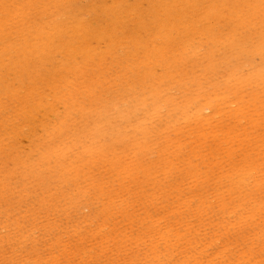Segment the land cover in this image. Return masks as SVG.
<instances>
[{
    "label": "rangeland",
    "instance_id": "rangeland-1",
    "mask_svg": "<svg viewBox=\"0 0 264 264\" xmlns=\"http://www.w3.org/2000/svg\"><path fill=\"white\" fill-rule=\"evenodd\" d=\"M114 1L0 0V264H264V0Z\"/></svg>",
    "mask_w": 264,
    "mask_h": 264
},
{
    "label": "bare ground",
    "instance_id": "bare-ground-1",
    "mask_svg": "<svg viewBox=\"0 0 264 264\" xmlns=\"http://www.w3.org/2000/svg\"><path fill=\"white\" fill-rule=\"evenodd\" d=\"M34 1H35V0H34ZM42 1H43V0H42ZM62 1H63V0H62ZM68 1H69V0H68ZM109 1H110V0H109ZM113 1H114V0H113ZM126 1H128V0H126ZM126 1H125V2H126ZM134 1H135V0H134ZM162 1H163V0H162ZM168 1H169V0H168ZM189 1H190V0H189ZM208 1H209V0H208ZM239 1H240V0H239ZM248 1H249V0H248ZM1 2H2V1H1ZM46 2H47V1H46ZM54 2H55V1H54ZM59 2H60V0H59ZM74 2H75V1H74ZM114 2H115V1H114ZM120 2H121V1H120ZM120 2H119V3H120ZM145 2H146V1H145ZM148 2H149V1H148ZM205 2H206V1H205ZM244 2H245V1H244ZM251 2H252V1H251ZM23 3H24V2H23ZM26 3H27V2H26ZM36 3H37V1H36ZM63 3H64V2H63ZM89 3H90V2H89ZM135 3H136V2H135ZM153 3H154V2H153ZM179 3H180V2H179ZM9 4H10V3H9ZM46 4H47V3H46ZM57 4H58V3H57ZM57 4H56V5H57ZM59 4H61V2H60ZM71 4H72V2H71ZM76 4H77V3H76ZM97 4H98V3H97ZM97 4H96V5H97ZM120 4H121V3H120ZM120 4H119V5H120ZM129 4H130V3H129ZM156 4H157V2H156ZM165 4H166V3H165ZM201 4H202V3H201ZM221 4H223V3H221ZM236 4H237V2H236ZM0 5H1V4H0ZM4 5H5V4H4ZM23 5H24V4H23ZM49 5H50V4H49ZM56 5H53V6H56ZM61 5H62V4H61ZM80 5H81V4H80ZM111 5H112V4H111ZM115 5H116V4H115ZM115 5H114V7H115ZM123 5H124V4H123ZM228 5H229V4H228ZM8 6H9V5H8ZM42 6H43V5H42ZM53 6H52V7H53ZM83 6H84V4H83ZM100 6H101V5H100ZM116 6H117V5H116ZM120 6H121V5H120ZM150 6H151V5H150ZM153 6H154V5H153ZM197 6H198V3H197ZM236 6H237V5H236ZM248 6H249V5H248ZM250 6H251V5H250ZM26 7H27V6H26ZM26 7H25V8H26ZM28 7H29V6H28ZM34 7H35V6H34ZM37 7H38V6H37ZM80 7H81V6H80ZM94 7H95V4H94ZM98 7H99V6H98ZM159 7H160V6H159ZM202 7H203V6H202ZM226 7H227V6H226ZM251 7H252V6H251ZM1 8H2V7H1ZM5 8H7V7H5ZM12 8H13V6H12ZM50 8H51V6H50ZM55 8H56V7H55ZM71 8H72V7H71ZM73 8H75V7H73ZM110 8H111V7H110ZM232 8H233V7H232ZM3 9H4V8H3ZM3 9H2V10H3ZM14 9H15V8H14ZM26 9H27V8H26ZM62 9H63V7H62ZM82 9H83V8H82ZM88 9H89V8H88ZM100 9H101V8H100ZM104 9H105V8H104ZM208 9H209V8H208ZM227 9H229V8H227ZM241 9H242V7H241ZM4 10H6V9H4ZM8 10H9V8H8ZM10 10H11V7H10ZM52 10H53V9H52ZM69 10H70V9H69ZM77 10H78V9H77ZM111 10H112V8H111ZM161 10H162V8H161ZM166 10H167V9H166ZM172 10H173V9H172ZM176 10H178V9H176ZM225 10H226V9H225ZM247 10H249V9H247ZM0 11H1V10H0ZM11 11H12V10H11ZM22 11H23V10H22ZM32 11H34V10H32ZM45 11H46V10H45ZM55 11H58V9L55 10ZM61 11H62V10H61ZM78 11H79V10H78ZM85 11H86V10H85ZM91 11H92V10H91ZM146 11H147V10H146ZM162 11L164 12V9H163ZM169 11H170V10H169ZM223 11H224V10H223ZM239 11H240V10H239ZM242 11H243V14H244V10H242ZM43 12H44V11H43ZM47 12H49V11L47 10ZM47 12H46V13H47ZM83 12H84V10H83ZM101 12H102V11H101ZM127 12H128V11H127ZM191 12H194V13H195V11H191ZM201 12H203V11H201ZM213 12H214V11H213ZM213 12H212V13H213ZM246 12H247V11H246ZM69 13H70V12L68 11V14H69ZM146 13H147V12H146ZM215 13H216V12H215ZM99 14H100V13H99ZM139 14H140V13H139ZM154 14H155V13H154ZM156 14H157V13H156ZM158 14H159V13H158ZM204 14H205V13H204ZM208 14H210V12H209ZM225 14H226V12H225ZM263 14H264V13H263ZM16 15H17V14H16ZM18 15H19V14H18ZM48 15H49V14H48ZM66 15H67V14H66ZM70 15H71V14H70ZM72 15H73V13H72ZM80 15H81V14H80ZM88 15H89V14H88ZM132 15H133V14H132ZM143 15H144V14H143ZM166 15H167V14H166ZM180 15H181V14H180ZM180 15H179V16H180ZM194 15H195V14H194ZM231 15H232V14H231ZM257 15H258V14H257ZM8 16H9V15H8ZM8 16H7V18H8ZM11 16H12V15H11ZM43 16H44V15H43ZM60 16H61V15H60ZM138 16H139V15H138ZM147 16H148V15H147ZM187 16H188V14H187ZM187 16H186V17H187ZM204 16H205V15H204ZM57 17H58V16H57ZM61 17H62V16H61ZM132 17H133V16H132ZM149 17H150V16H149ZM224 17H225V16H224ZM257 17H258V16H257ZM2 18H3V17H2ZM77 18H78V17H77ZM91 18H92V17H91ZM124 18H125V16H124ZM126 18H127V17H126ZM3 19H5V18H3ZM12 19H13V18H12ZM62 19H63V18H62ZM137 19H138V18H137ZM180 19H181V18H180ZM237 19H238V18H237ZM252 19H253V18H252ZM259 19H260V18H259ZM7 20H9V19H7ZM41 20H42V19H41ZM70 20H71V19H70ZM100 20H101V19H100ZM100 20H99V21H100ZM117 20H118V19H117ZM126 20H127V19H126ZM44 21H45V20H44ZM47 21H49V20H47ZM51 21H52V19H51ZM128 21H129V20H128ZM173 21H174V20H173ZM183 21H185V20H183ZM232 21H233V20H232ZM235 21H236V20H235ZM259 21H260V20H259ZM27 22H28V20H27ZM57 22H58V21H57ZM60 22H61V18H60ZM69 22H70V21H69ZM80 22H81V21H80ZM80 22H79V23H80ZM82 22H83V21H82ZM123 22H124V21H123ZM138 22H139V21H138ZM228 22H229V21H228ZM230 22H231V21H230ZM241 22H242V21H241ZM244 22H246V21H244ZM11 23H12V21H11ZM37 23H38V22H37ZM54 23H55V22H54ZM66 23H67V22H66ZM87 23H88V22H87ZM105 23H106V22H105ZM172 23H173V22H171V24H172ZM254 23H255V22H254ZM7 24H8V23H7ZM9 24H10V22H9ZM32 24H33V23H32ZM55 24H56V23H55ZM55 24H53V25L57 27V24H56V25H55ZM58 24H60V23H58ZM61 24H62V23H61ZM61 24H60V25H61ZM248 24H249V23H248ZM248 24H247V25H248ZM2 25L4 26L5 24H2ZM12 25H13V23H12ZM51 25H52V24H51ZM53 25H52V26H53ZM70 25H71V24H69V26H70ZM74 25H75V22H74ZM76 25H77V24H76ZM90 25H91V24H90ZM118 25H119V24H118ZM132 25H133V24H132ZM7 26H8V25H7ZM15 26H16V25H15ZM25 26H26V25H25ZM25 26H24V27H25ZM28 26H29V25H28ZM44 26H45V24H44ZM72 26H73V25H72ZM83 26H84V25H83ZM106 26H107V25H106ZM116 26H117V25H116ZM201 26H202V25H201ZM240 26H241V25H240ZM249 26H250V25H249ZM5 27H6V26H5ZM34 27H35V26H34ZM36 27H37V26H36ZM39 27H41V26H39ZM49 27H50V26H49ZM59 27H63V26H59ZM66 27H67V26H66ZM80 27H81V26H80ZM80 27L77 26V27H75V28H78V29H79ZM84 27H85V26H84ZM103 27H104V26H103ZM108 27H109V25H108ZM123 27H124V26H123ZM128 27H129V26H128ZM140 27H141V26H140ZM152 27H153V26H152ZM178 27H179V26H178ZM243 27H244V26H243ZM12 28H13V27H12ZM17 28H18V27H17ZM37 28H38V27H37ZM41 28L43 29V26H42ZM45 28H47V27H45ZM51 28H52V27H51ZM53 28H54V27H53ZM63 28H64V27H63ZM73 28H74V26H73ZM240 28H241V27H240ZM240 28H239V29H240ZM2 29H4V28H2ZM19 29H20V28H19ZM30 29H31V28H30ZM67 29H68V27H67ZM80 29H81V28H80ZM93 29H94V28H93ZM103 29H104V28H103ZM114 29H115V28H114ZM32 30H34V29H32ZM46 30H47V29H46ZM65 30H66V29H65ZM81 30H82V29H81ZM89 30H90V29H89ZM89 30H88V31H89ZM94 30H95V29H94ZM98 30H99V29H98ZM141 30H142V29H141ZM198 30H199V29H198ZM201 30H202V29H201ZM205 30H206V29H205ZM244 30H245V29H244ZM11 31H12V30H11ZM18 31H19V30H18ZM30 31H31V30H30ZM36 31H37V30H36ZM49 31H50V30H49ZM68 31H69V30H68ZM68 31H67V32H68ZM71 31H72V30H71ZM71 31H70V32H71ZM76 31H77V30H76ZM79 31H80V30H79ZM79 31H78V32H79ZM82 31H83V30H82ZM82 31L79 32V33L82 34ZM114 31H116V30H114ZM175 31H176V30H175ZM179 31H180V30H179ZM195 31H197V30H195ZM52 32H53V31H52ZM54 32H55V31H54ZM62 32H64V34H65V31H62ZM74 32H75V31H74ZM84 32H85V31H84ZM121 32H122V31H121ZM154 32H155V31H154ZM212 32H213V29H212ZM10 33H11V32H10ZM31 33H32V32H31ZM45 33H46V32H45ZM55 33H56V32H55ZM60 33H61V32H60ZM88 33H89V32H88ZM90 33H91V32H90ZM96 33H97V32H96ZM106 33H107V32H106ZM147 33H148V32H147ZM237 33H238V32H237ZM240 33H241V32H240ZM249 33L251 34V32H249ZM6 34H7V32H6ZM6 34H5V35H6ZM13 34H14V33H13ZM15 34H17V32H15ZM42 34H43V33H42ZM48 34H50V33L48 32ZM86 34H87V33H86ZM205 34H206V33H205ZM212 34H213V33H212ZM234 34H235V33H234ZM238 34H239V33H238ZM1 35H2V34H1ZM5 35H4V38H6ZM7 35H8V34H7ZM17 35H18V34H17ZM17 35H16V36H17ZM20 35H21V34H20ZM29 35H30V34H29ZM32 35H33V34H32ZM73 35H74V34H73ZM75 35H76V34H75ZM87 35H88V34H87ZM121 35H122V34H121ZM157 35H158V34H157ZM248 35H249V34H248ZM10 36H11V35H10ZM25 36H26V35H25ZM42 36H44V35H42ZM173 36H174V35H173ZM176 36H177V35H176ZM198 36H199V34H198ZM240 36H242V35H240ZM243 36H244V35H243ZM246 36H247V35H246ZM255 36H256V35H255ZM8 37H9V36H8ZM19 37H20V36H19ZM29 37H30V36H29ZM37 37H38V36H37ZM52 37H53V36H52ZM67 37H68V35H67ZM72 37H73V36H72ZM75 37H76V36H75ZM78 37H79V36H78ZM131 37H132V36H131ZM135 37H136V36H135ZM147 37H148V36H147ZM194 37H195V36H194ZM214 37H215V36H214ZM231 37H232V36H231ZM234 37H235V36H234ZM247 37H248V36H247ZM253 37H254V36H253ZM13 38H14V37H13ZM39 38H40V37H39ZM48 38H49V36H48ZM137 38H138V37H137ZM161 38H162V37H161ZM236 38H237V37H236ZM239 38H240V37H239ZM242 38H243V37H242ZM244 38H245V37H244ZM19 39H20V38H19ZM23 39H24V38H23ZM25 39H27V37H26ZM30 39H31V37H30ZM41 39H42V37H41ZM68 39H69V38H68ZM68 39H67V40H68ZM77 39H78V38H77ZM145 39H146V38H145ZM5 40H6V39H5ZM8 40H9V39H8ZM42 40H44V39H42ZM45 40H46V39H45ZM45 40H44V41H45ZM84 40H85V39H84ZM92 40H93V37H92ZM111 40H112V39H111ZM122 40H123V36H122ZM18 41H19V40H18ZM26 41H27V40H26ZM30 41H31V40H30ZM53 41H54V40H53ZM59 41H60V40H59ZM61 41H62V40H61ZM70 41H71V40H70ZM70 41H68V42H70ZM94 41H95V40H94ZM119 41H120V40H119ZM131 41H132V40H131ZM136 41H137V39H136ZM236 41H237V40H235V42H236ZM238 41H239V40H238ZM243 41H244V40H243ZM243 41H242V42H243ZM245 41H246V40H245ZM4 42H5V41H4ZM13 42H14V41H13ZM23 42H24V41H23ZM23 42H22V43H23ZM46 42H47V41H46ZM73 42H74V41L72 40V43H73ZM107 42H108V41H107ZM121 42H122V41H121ZM124 42H125V41H124ZM137 42H138V41H137ZM212 42H213V41H212ZM246 42H247V41H246ZM246 42H245V43H246ZM0 43H1V42H0ZM15 43H17V42H15ZM15 43H14V44H15ZM43 43H44V42H43ZM61 43H62V42H61ZM102 43H103V42H102ZM117 43H118V42H117ZM129 43H130V42H129ZM215 43H216V42H215ZM219 43H220V42H219ZM2 44H3V43H1L0 45H2ZM4 44H6V43H4ZM11 44H12V43H11ZM36 44H37V43H36ZM48 44H49V42H48ZM59 44H60V42H59ZM79 44H80V43H79ZM150 44H151V43H150ZM247 44H248V42H247ZM25 45H26V44H25ZM27 45H28V44H27ZM62 45H63V44H62ZM67 45H68V44H67ZM90 45H91V44H90ZM96 45H98V44H96ZM128 45H129V44H128ZM130 45H131V44H130ZM133 45H134V44H133ZM240 45H241V44H240ZM6 46H7V45H6ZM9 46H10V45H9ZM44 46H45V45H44ZM75 46H76V45H75ZM154 46H155V45H154ZM243 46H244V44H243ZM0 47H1V46H0ZM12 47H13V45H12ZM12 47H11V48H12ZM14 47H16V46H14ZM30 47H31V46H30ZM48 47H50V46H48ZM51 47H52V46H51ZM120 47H121V46H120ZM129 47H130V46H129ZM134 47H135V46H133V48H134ZM240 47H241V46H240ZM17 48H19V47H17ZM62 48H63V47H62ZM68 48H69V47H68ZM68 48H66V49H68ZM79 48H80V47H79ZM90 48H91V47H90ZM113 48H114V47H113ZM122 48H123V47H122ZM173 48H174V47H173ZM177 48H178V47H177ZM2 49H3V48H2ZM7 49H8V48H7ZM12 49H13V48H12ZM36 49L38 50V48H36ZM39 49H40V48H39ZM74 49H75V47H74ZM147 49H148V48H147ZM153 49H154V48H153ZM155 49H156V48H155ZM161 49H162V48H161ZM5 50H6V49H5ZM8 50H9V49H8ZM8 50H7V51H8ZM31 50H32V48H31ZM42 50H44V49H42ZM76 50H77V48H76ZM92 50H93V49H92ZM125 50H126V49H125ZM130 50H132V49H130ZM130 50H129V51H130ZM140 50H142V48H141ZM175 50H176V49H175ZM233 50H234V48H233ZM241 50H242V49H241ZM2 51H3V50H2ZM14 51H15V49H14ZM16 51H17V50H16ZM23 51H24V50H23ZM25 51H26V50H25ZM34 51H35V50H34ZM58 51H59V50H58ZM64 51H65V50H64ZM79 51H80V50H79ZM97 51H98V50H97ZM97 51H96V52H97ZM118 51H119V47H118ZM127 51H128V50H127ZM164 51H165V50H164ZM167 51H168V50H167ZM39 52H41V51H39ZM46 52H47V51H46ZM74 52H75V51H74ZM94 52H95V51H94ZM113 52H114V51H112V54H113ZM130 52H131V51H130ZM170 52H171V51H170ZM240 52H241V51H240ZM242 52H243V51H242ZM16 53H17V52H16ZM22 53H23V52H22ZM29 53H30V52H29ZM33 53H34V52H33ZM33 53H32V54H33ZM56 53H57V52H56ZM89 53H90V52H89ZM121 53H122V52H121ZM121 53H120V54H121ZM137 53H138V52H137ZM165 53H166V51H165ZM8 54H9V53H8ZM13 54H15V53H13ZM26 54H27V53H26ZM30 54H31V53H30ZM66 54H67V53H66ZM90 54H91V53H90ZM123 54H124V52H123ZM144 54H145V53H144ZM232 54H233V52H232ZM1 55H2V53H1ZM24 55H25V54H24ZM48 55H49V53H48ZM63 55H65V53H64ZM76 55H77V54H76ZM78 55H79V54H78ZM86 55H87V54H86ZM88 55H89V54H88ZM149 55H150V54H149ZM159 55H160V54H159ZM166 55H167V54H166ZM175 55H176V54H175ZM3 56H4V55H3ZM30 56H31V55H30ZM35 56H36V55H35ZM37 56H38V55H37ZM50 56H52V55H49V57H50ZM59 56H60V55H59ZM93 56H94V54H93ZM156 56H157V55H156ZM167 56H168V55H167ZM9 57L11 58V56H9ZM9 57H8V58H9ZM25 57H26V56H25ZM38 57H40V56H38ZM38 57H37V58H38ZM80 57H82V56H80ZM162 57H163V56H162ZM197 57H198V56H197ZM28 58H29V57H28ZM32 58H33V57H32ZM32 58H31V59H32ZM41 58H42V57H41ZM50 58H52V57H50ZM71 58H72V57H71ZM128 58H129V57H128ZM133 58H134V57H133ZM163 58H164V57H163ZM183 58H185V57H183ZM21 59H22V58H21ZM43 59H44V58H43ZM57 59H58V58H57ZM83 59H84V58H83ZM83 59H82V60H83ZM86 59H87V58H86ZM88 59H89V58H88ZM91 59H92V58H91ZM91 59H90L89 61H91ZM139 59H140V58H139ZM172 59H173V58H172ZM4 60H5V59H4ZM11 60H12V59H11ZM23 60H24V59H23ZM32 60H34V58H33ZM35 60H36V59H35ZM124 60H125V59H124ZM165 60H166V59H165ZM176 60H177V59H176ZM213 60H214V59H213ZM79 61H80V60H79ZM27 62H28V61H27ZM31 62H32V61H31ZM85 62H86V61H85ZM151 62H152V61H151ZM170 62H171V61H170ZM177 62H179V60H178ZM2 63H3V62H2ZM2 63H1V64H2ZM9 63H10V62H9ZM23 63H24V62H23ZM38 63H39V62H38ZM48 63H49V62H48ZM59 63H60V62H59ZM59 63H58V64H59ZM68 63H69V61H68ZM77 63H78V62H77ZM172 63H173V62H172ZM14 64H15V63H14ZM35 64H36V63H35ZM73 64H74V63H73ZM73 64H72V65H73ZM75 64H76V63H75ZM75 64H74V65H75ZM79 64H80V63H79ZM37 65H38V64H37ZM65 65H66V64H65ZM67 65H68V64H67ZM141 65H142V64H141ZM163 65H164V64H163ZM119 66H120V65H119ZM196 66H197V65H196ZM8 67H9V66H8ZM42 67H43V66H42ZM52 67H53V66H52ZM60 67H61V66H60ZM75 67H77V66H75ZM82 67H83V66H82ZM133 67H134V65H133ZM173 67H174V66H173ZM9 68H10V67H9ZM16 68H17V67H16ZM25 68H26V67H25ZM27 68H28V67H27ZM73 68H74V67H73ZM10 69H12V67H11ZM19 69H20V68H19ZM41 69H42V68H41ZM58 69H59V68H58ZM62 69H63V66H62ZM64 69H65V68H64ZM79 69H80V68H79ZM151 69H152V68H151ZM12 70H13V69H12ZM15 70H16V69H14V71H15ZM140 70H141V69H140ZM149 70H150V69H149ZM170 70H172V69H170ZM9 71L11 72V70H9ZM42 71H43V70H42ZM55 71H57V69H56ZM58 71H59V70H58ZM72 71H73V70H72ZM133 71H134V70H133ZM136 71H137V70H136ZM186 71H187V70H186ZM5 72H6V71H5ZM20 72H21V71H20ZM70 72H71V71H70ZM77 72H78V70H77ZM137 72H138V71H137ZM137 72H136V73H137ZM232 72H233V70H232ZM13 73H14V72H13ZM25 73H27V72H25ZM39 73H41V72H39ZM42 73H43V72H42ZM74 73H75V72H74ZM78 73H80V72H78ZM141 73H142V72H141ZM187 73H189V72H187ZM47 74H48V73H47ZM52 74H53V72H52ZM62 74H64V73H62ZM67 74H68V73H67ZM7 75H8V74H7ZM22 75H23V73H22ZM54 75H55V74H54ZM136 75H137V74H136ZM150 75H151V74H149V77H150ZM178 75H179V74H178ZM183 75H184V74H183ZM238 75H239V74H238ZM16 76H17V75H16ZM48 76H49V75H48ZM55 76H56V75H55ZM180 76L182 77V75H180ZM229 76H230V75H229ZM30 77H31V76H30ZM42 77H43V76H42ZM51 77H52V75H51ZM53 77H54V76H53ZM64 77H65V75H64ZM81 77H82V74H81ZM153 77H154V76H153ZM188 77H189V76H188ZM188 77H187V78H188ZM193 77H194V76H193ZM45 78H46V77H45ZM57 78H58V77H57ZM77 78H78V77H77ZM143 78H144V77H143ZM146 78H147V77H146ZM167 78H168V77H167ZM167 78H166V79H167ZM8 79H9V78H8ZM34 79H35V78H34ZM38 79H40V78L38 77ZM38 79H36V80H37V81H40V80H38ZM50 79H51V78H50ZM74 79H75V78H74ZM82 79H83V78H82ZM161 79H162V78H161ZM175 79H176V78H175ZM180 79H181V78H180ZM198 79H199V78H198ZM232 79H233V77H232ZM251 79H252V78H251ZM46 80H47V79H46ZM71 80H72V79H71ZM163 80H164V79H163ZM30 81H32V80H30ZM58 81H59V80H58ZM83 81H84V80H83ZM226 81H228V80H226ZM253 81H254V80H253ZM21 82H22V81H21ZM24 82H25V81H24ZM28 82H29V81H28ZM52 82H53V81H52ZM72 82H73V80H72ZM166 82H167V81H166ZM73 83H74V82H73ZM155 83H156V82H155ZM256 83H257V82H256ZM22 84H23V83H22ZM35 84H36V83H35ZM49 84H50V83H49ZM71 84H72V83H71ZM81 84H82V82H81ZM135 84H136V83H135ZM241 84H242V83H241ZM40 85H41V84H40ZM43 85H44V84H43ZM47 85H48V83H47ZM51 85H53V84H51ZM57 85H58V84H57ZM65 85H67V84H65ZM77 85H78V84H77ZM79 85H80V84H79ZM139 85H140V84H139ZM143 85H144V84H143ZM254 85H255V84H254ZM25 86H26V85H25ZM30 86H32L31 83H30ZM36 86H37V85H36ZM38 86H39V84H38ZM48 86H49V85H48ZM72 86H73V85H72ZM75 86H76V85H75ZM87 86H88V85H87ZM134 86H135V85H134ZM148 86H149V85H148ZM154 86H155V85H154ZM156 86H157V85H156ZM251 86H252V85H251ZM255 86H256V85H255ZM39 87H40V86H39ZM39 87H38V88H39ZM70 87H71V86H70ZM146 87H147V86H146ZM36 88H37V87H36ZM66 88H67V87H66ZM88 88H89V86H88ZM196 88H197V87H196ZM249 88H250V87H249ZM258 88H260V87H258ZM41 89H42V88H41ZM41 89H40V90H41ZM83 89H85V88H83ZM144 89H145V88H144ZM166 89H167V88H166ZM189 89H190V88H189ZM35 90H36V89H35ZM38 90H39V89H38ZM57 90H58V89H57ZM64 90H65V89H64ZM69 90H70V89H69ZM71 90H72V89H71ZM85 90H86V89H85ZM85 90H84V91H85ZM90 90H91V89H90ZM130 90H131V88H130ZM157 90H158V89H157ZM180 90H181V89H180ZM5 91H6V90H5ZM49 91H50V90H49ZM49 91H48V92H49ZM60 91H61V90H60ZM60 91H59V92H60ZM62 91H63V90H62ZM84 91H83V92H84ZM86 91H87V90H86ZM125 91H126V90H125ZM165 91H166V90H165ZM247 91H248V90H247ZM34 92H35V91H33L32 93H34ZM39 92H40V91H39ZM42 92H43V91H42ZM57 92H58V91H57ZM59 92H58V93H59ZM142 92H143V91H142ZM188 92H189V91H188ZM36 93H37V92H36ZM40 93H41V92H40ZM55 93H56V92H55ZM69 93H70V92H69ZM75 93H76V92H75ZM75 93H74V94H75ZM77 93H78V92H77ZM80 93H81V92H80ZM239 93H240V92H239ZM38 94H39V93H38ZM81 94H82V93H81ZM175 94H176V93H175ZM234 94H235V93H234ZM253 94H254V93H253ZM33 95H34V94H33ZM53 95H54V93H53ZM72 95H73V94H72ZM136 95H137V94H136ZM179 95H180V94H179ZM184 95H185V94H184ZM214 95H215V94H214ZM263 95H264V94H263ZM42 96H43V95H42ZM58 96H61V95H58ZM58 96H57V98H58ZM126 96H127V94H126ZM158 96H159V95H158ZM40 97H41V96H39V98H40ZM43 97H44V96H43ZM48 97H49V96H48ZM53 97H54V96H53ZM64 97H65V95H64ZM78 97H79V96H78ZM132 97H133V96H132ZM21 98H23V97H21ZM34 98H36V97H34ZM39 98H38L37 100H39ZM65 98H66V97H65ZM177 98H178V97H177ZM49 99H50V98H49ZM55 99H56V98H55ZM62 99H63V98H62ZM62 99H61V101H62ZM68 99H69V97H68ZM71 99L74 100L73 97H72ZM137 99H138V98H137ZM234 99H235V98H234ZM30 100H31V99H30ZM44 100H45V99H44ZM44 100H43V101H44ZM46 100H47V99H46ZM59 100H60V98H59ZM66 100H67V99H66ZM130 100H131V99H130ZM130 100H129V101H130ZM160 100H161V99H160ZM209 100H210V99H209ZM41 101H42V100H41ZM57 101H58V100H57ZM70 101H71V100H70ZM74 101H75V100H74ZM77 101H78V100H77ZM88 101H89V100H88ZM150 101H151V100H150ZM172 101H173V100H172ZM178 101H179V100H178ZM190 101H191V100H190ZM212 101H214V100H212ZM46 102H47V101H46ZM54 102H55V101H54ZM54 102H53V103H54ZM89 102H90V101H89ZM188 102H189V101H188ZM20 103H21V102H20ZM22 103H23V102H22ZM22 103H21V104H22ZM24 103H25V102H24ZM55 103H56V102H55ZM59 103H60V102H59ZM59 103H58V104H59ZM68 103H69V102H68ZM127 103H128V102H127ZM180 103H181V102H180ZM189 103H190V102H189ZM189 103H188V104H189ZM191 103L193 104V102H191ZM205 103H206V102H205ZM63 104H64V103H63ZM66 104H67V103H66ZM89 104H90V103H89ZM208 104H209V102H208ZM19 105H20V104H19ZM39 105H40V103H38L37 107H38ZM44 105H45V104H44ZM49 105H50V104H49ZM159 105H160V104H159ZM168 105H169V104H168ZM183 105H184V104H183ZM190 105H191V104H190ZM190 105H189V106H190ZM193 105H194V104H193ZM197 105H198V104H197ZM201 105H202V104H201ZM206 105H207V104H206ZM46 106H47V105H46ZM61 106H62V105H61ZM69 106H70V105H69ZM154 106H155V105H154ZM185 106H186V105H185ZM189 106H188V107H189ZM214 106H215V105H214ZM24 107H25V105H24ZM34 107H35V106H34ZM62 107H63V106H62ZM65 107H66V106H65ZM200 107H201V106H200ZM206 107H207V106H206ZM222 107H223V106H222ZM20 108H21V107H20ZM39 108H40V106H39ZM54 108H55V107H54ZM69 108H70V107H69ZM120 108H121V107H120ZM126 108H127V106H126ZM197 108H198V106H197ZM202 108H203V107H202ZM22 109H23V108H22ZM37 109H38V108H37ZM52 109H53V108H52ZM149 109H150V108H149ZM200 109H201V108H200ZM213 109H214V108H213ZM49 110H50V109H49ZM160 110H161V109H160ZM186 111H187V109H186ZM22 112H23V111H22ZM32 112H33V111H32ZM39 112H41V111H39ZM39 112H38V113H39ZM53 112H54V111H53ZM160 112H161V111H160ZM194 112H195V111H194ZM199 112H200V111H199ZM201 112H202V111H201ZM38 113H37V114H38ZM41 113H42V112H41ZM54 113H55V112H54ZM174 113H175V112H174ZM187 113H188V112H187ZM20 114H21V113H20ZM159 114H160V113H159ZM191 114H193V113H191ZM195 114H196V113H195ZM31 115H32V114H31ZM46 115H47V114H46ZM48 115H51V113L48 114ZM53 115H54V114H53ZM55 115H56V114H55ZM57 115H58V114H57ZM153 115H154V114H153ZM167 115H169V114H167ZM186 115H187V114H186ZM186 115H185V116H186ZM196 115H197V114H196ZM260 115H261V114H260ZM63 116H64V115H63ZM66 116H67V115H66ZM171 116H172V115H171ZM46 117H47V116H46ZM46 117H45V118H46ZM56 117H57V116H55V119H56ZM58 117H59V116H58ZM169 117H170V116H169ZM190 117H191V116H190ZM21 118H22V117H21ZM30 118H31V117H30ZM185 118H186V117H185ZM200 118H201V117H200ZM25 119H26V118H25ZM31 119H32V118H31ZM51 119H52V118H51ZM59 119H60V117H59ZM34 120H35V119H34ZM40 120H41V119H40ZM60 120H61V119H60ZM177 120H178V119H177ZM184 120H185V119H184ZM187 120H188V118H187ZM187 120H186V121H187ZM197 120H198V118H197ZM30 121H31V120H30ZM32 121H33V120H32ZM45 121H46V119H45ZM52 121H53V120H52ZM199 121H200V120H199ZM33 122H34V121H33ZM33 122H32V123H33ZM36 122H37V120H36ZM36 122H35V123H36ZM42 122H43V121H42ZM57 122H58V121H57ZM64 122H66V121H64ZM175 122H176V121H175ZM27 123H28V122H27ZM40 123H41V122H40ZM50 123H51V122H50ZM50 123H49V125H50ZM60 123H62V122H60ZM200 123H201V122H200ZM252 123H253V122H252ZM30 124H31V123H30ZM194 124H195V123H194ZM201 124H202V123H201ZM43 125H46V124H44V122H43ZM53 125H54V124H53ZM182 125H183V124H182ZM12 126H13V124H12ZM32 126H33V125H32ZM47 126H48V125H47ZM50 126H51V125H50ZM57 126H58V125H57ZM63 126H65V125L63 124ZM44 127H45V126H44ZM51 127H52V126H51ZM54 127H55V126H54ZM252 127H253V126H252ZM27 128H28V127H27ZM40 128H41V127H40ZM45 128H46V127H45ZM55 128H56V127H55ZM60 128H61V127H60ZM20 129H21V128H20ZM48 129H49V128H48ZM63 129H64V128H63ZM18 131H19V130H18ZM54 131H55V130H54ZM257 131H258V130H257ZM44 132H45V131H44ZM46 132H47V131H46ZM52 132H53V131H52ZM59 132H60V131H59ZM29 133H30V132H29ZM17 134H18V133H17ZM33 134H34V132H33ZM174 134H175V133H174ZM214 134H215V133H214ZM44 136H45V135H44ZM53 136H54V135H53ZM58 136H59V135H58ZM35 137H36V136H35ZM50 137H52V136H50ZM54 138H55V137H54ZM49 139H50V138H49ZM55 139H56V138H55ZM61 139H62V138H61ZM61 139H60V140H61ZM38 140H39V139H38ZM47 140H48V139H47ZM57 140H59V139L57 138ZM161 141H162V140H161ZM53 142H54V141H53ZM64 142H65V141H64ZM62 143H63V142H62ZM54 144H55V143H54ZM54 144H53V145H54ZM57 144H59V143H57ZM57 144H56V145H57ZM64 145H65V144H64ZM207 145H208V144H207ZM262 145H263V144H262ZM262 145H261V146H262ZM47 146H48V144H47ZM259 146H260V145H259ZM261 146H260V147H261ZM263 146H264V145H263ZM56 147H57V146H56ZM256 147H257V145H256ZM52 148H54V147H52ZM59 148H60V147H59ZM61 148H62V147H61ZM46 149H47V148H46ZM60 150H62V149H60ZM68 150H69V149H68ZM90 150H91V149H90ZM47 151H48V150H47ZM49 152H50V151H49ZM57 152H58V151H57ZM59 152H60V151H59ZM65 152H66V151H65ZM26 153H27V152H26ZM262 153H263V152H262ZM42 154H44V153H42ZM59 154H60V153H59ZM171 154H172V153H171ZM47 155H48V157H49L50 154L47 153ZM54 155H55V154H54ZM16 156H17V155H16ZM171 156H172V155H171ZM17 157H19V156H17ZM32 157H33V156H32ZM41 157H42V156H41ZM45 157H47V156L45 155ZM64 158H65V157H64ZM167 158H168V156H167ZM43 159H44V158H43ZM57 159H58V158H57ZM59 159H60V158H59ZM70 159H71V158H70ZM178 159H179V158H178ZM175 160H176V159H175ZM192 160H193V159H192ZM263 160H264V159H263ZM43 161H44V160H43ZM59 161H60V160H59ZM15 162H16V161H15ZM188 162H189V161H188ZM175 163H176V162H175ZM251 163H252V162H251ZM242 164H243V163H242ZM25 165H26V164H25ZM25 165H24V166H25ZM117 165H118V164H117ZM231 165H232V164H231ZM188 167H189V166H188ZM188 167H187V168H188ZM13 169H14V168H13ZM234 169H235V168H234ZM17 171H18V170H17ZM21 171H22V170H21ZM10 172H11V171H10ZM28 172H29V171H28ZM252 173H253V172H252ZM33 174H34V173H33ZM34 175H35V174H34ZM39 176H40V175H39ZM240 178H241V177H240ZM248 178H249V177H248ZM43 180H44V179H43ZM128 182H129V181H128ZM163 182H164V181H163ZM112 183H113V182H112ZM263 184H264V183H263ZM159 189H160V188H159ZM159 189H158V190H159ZM34 191H35V190H34ZM28 195H29V194H28ZM108 196H109V195H108ZM201 196H202V195H201ZM132 197H133V196H132ZM113 198H114V197H113ZM249 199H250V198H249ZM35 201H36V200H35ZM122 203H123V202H122ZM140 203H141V202H140ZM238 207H239V206H238ZM145 212H146V211H145ZM75 217H76V216H75ZM75 217H74V218H75ZM188 219H189V218H188ZM100 220H101V219H100ZM111 221H112V220H111ZM121 221H122V220H121ZM11 222H12V221H11ZM249 222H250V221H249ZM93 224H94V223H93ZM111 224H112V223H111ZM124 224H125V223H124ZM15 225H16V224H15ZM256 225H257V224H256ZM199 239H200V238H199ZM201 243H202V242H201ZM71 244H72V243H71ZM140 245H141V244H140ZM217 245H218V244H217ZM144 246H145V245H144ZM194 246H195V245H194ZM132 247H133V246H132ZM141 247H142V246H141ZM137 250H138V249H137ZM141 250H142V249H141ZM193 250H194V249H193ZM201 255H202V254H201ZM244 258H245V257H244ZM153 259H154V258H153ZM257 261H258V260H257ZM201 262H202V261H201ZM232 263H233V262H232ZM244 263H245V262H244ZM23 264H24V263H23ZM247 264H248V263H247Z\"/></svg>",
    "mask_w": 264,
    "mask_h": 264
}]
</instances>
